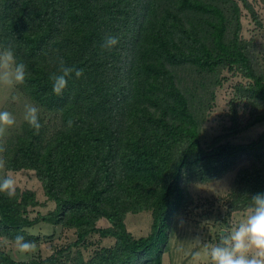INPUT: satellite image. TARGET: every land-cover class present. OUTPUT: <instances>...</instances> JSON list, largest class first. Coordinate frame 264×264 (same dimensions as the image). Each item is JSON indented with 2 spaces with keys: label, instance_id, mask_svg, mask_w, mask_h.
<instances>
[{
  "label": "trees",
  "instance_id": "1",
  "mask_svg": "<svg viewBox=\"0 0 264 264\" xmlns=\"http://www.w3.org/2000/svg\"><path fill=\"white\" fill-rule=\"evenodd\" d=\"M255 3L0 0V45L11 44L29 73L19 90L53 117L40 115L38 133L24 122L6 139L7 170L34 173L54 204L32 216L42 205L36 192L0 194V237L12 243L23 230L37 245L29 231L40 223L69 233L48 240L45 257L17 260L2 249L0 264H163L174 220L194 204L191 186L231 173L228 210L246 213L264 192V131L250 143L230 137L264 124L256 43L264 16ZM109 34L119 38L110 51L101 47ZM57 57L84 70L60 96L49 79ZM223 90L230 124L207 138ZM143 212L152 225L138 238L127 221Z\"/></svg>",
  "mask_w": 264,
  "mask_h": 264
},
{
  "label": "rangeland",
  "instance_id": "2",
  "mask_svg": "<svg viewBox=\"0 0 264 264\" xmlns=\"http://www.w3.org/2000/svg\"><path fill=\"white\" fill-rule=\"evenodd\" d=\"M256 1V7L260 14L264 16V0H251ZM254 26L250 27L252 29ZM255 33L251 32L249 36ZM264 44V35L258 36L257 42ZM15 94L19 97L18 101H12L11 96ZM230 94H225L224 90L218 96L214 109L210 115L208 122L204 127V134L207 138H212L219 135L226 126H229L228 117V100ZM33 104L19 88L15 90H8L0 88V110H7L13 113L16 119V124L11 128L5 137V141L15 131H20L21 125L25 122L23 120L24 105ZM34 105V104H33ZM40 115L44 116L49 123L52 116L42 114L39 109ZM50 120V121H49ZM264 131V124H260L248 131L243 132L235 137H230V141L236 144L250 143L255 140ZM2 174V173H0ZM17 180V188L23 190L29 189L37 194L39 202L42 204L36 209L32 216L36 213L47 214L54 209V204L48 202L44 196L42 186L34 173H14ZM234 173L229 174L220 181L208 185H192L190 193L193 197L194 204L190 209L184 211L173 222V229L170 236V250L164 255L163 264H191V256L195 251H202V244L197 242V238L202 242L215 243L218 242L220 233L229 229L239 222L246 213H231L228 210V195L233 183ZM152 225V216L149 212H143L137 215H131L127 221L129 231L135 237L146 236ZM31 234L39 236L40 243L36 245V250L29 254L18 253L14 245L8 241L7 247H0V250H6L17 260H28L37 256L45 257L51 253L52 237L59 238L69 236V233H63L59 227L52 228L47 224L40 223L33 227L30 231ZM4 238L0 237V240ZM50 240V241H48ZM103 240H101L102 243ZM110 245V241L105 242Z\"/></svg>",
  "mask_w": 264,
  "mask_h": 264
},
{
  "label": "clouds",
  "instance_id": "3",
  "mask_svg": "<svg viewBox=\"0 0 264 264\" xmlns=\"http://www.w3.org/2000/svg\"><path fill=\"white\" fill-rule=\"evenodd\" d=\"M119 44V38L107 35L101 45L104 50H112ZM57 70L50 74L52 91L60 96L68 86L69 79L81 78L83 69H77L66 63L63 57H57ZM29 73L27 65L18 59L11 44L0 45V88L15 90L24 86ZM12 101L19 97L13 94ZM23 120L37 133L42 128L39 108L33 104L24 105ZM16 124L15 116L7 110H0V194L9 200L17 194V180L11 170H7L4 154L7 152L5 137L7 132ZM73 119L67 121L71 129ZM251 204L246 214L234 226L220 233L218 242H197L202 244V251H195L191 256V264H264V192H258L250 197ZM18 232L12 243L20 254H29L36 250V242L28 240ZM7 239L0 240V247H7Z\"/></svg>",
  "mask_w": 264,
  "mask_h": 264
}]
</instances>
